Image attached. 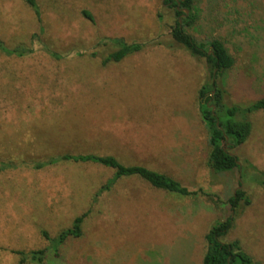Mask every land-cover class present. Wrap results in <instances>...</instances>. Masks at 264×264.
<instances>
[{"label": "rangeland", "instance_id": "1", "mask_svg": "<svg viewBox=\"0 0 264 264\" xmlns=\"http://www.w3.org/2000/svg\"><path fill=\"white\" fill-rule=\"evenodd\" d=\"M38 22L24 0H0V40L33 49L0 52V264L14 251L45 248L90 209L81 235L69 238L47 264H202L204 235L229 216L228 198L250 197L224 235L264 264V184L241 170L214 173L198 112L206 62L170 36L176 16L165 0H36ZM197 40L218 38L234 58L226 100L245 105L264 96V0H194ZM87 11L91 19L83 14ZM42 26L43 32L39 31ZM110 38L143 45L118 62L102 59ZM43 46L61 57L49 55ZM251 133L231 151L264 172V110L249 114ZM63 153L113 155L178 180L192 196L122 177L92 203L113 169L64 161L34 169L33 161ZM247 180V181H246Z\"/></svg>", "mask_w": 264, "mask_h": 264}, {"label": "trees", "instance_id": "2", "mask_svg": "<svg viewBox=\"0 0 264 264\" xmlns=\"http://www.w3.org/2000/svg\"><path fill=\"white\" fill-rule=\"evenodd\" d=\"M33 10L38 22H40V11L36 0H24ZM176 16L174 24L171 26L170 36L175 44L184 48L192 57L202 59L208 66V79L198 88V112L207 134L209 151L207 153L206 164L214 173L230 172L237 168L241 170V180L247 179L248 173H252V181L264 184V172L256 169L252 164L247 163V168L251 172L242 170L243 164L240 163L232 149L247 140L251 133V121L249 114L264 110V96L259 97L245 105L229 103L226 100V74L234 65V58L228 52L222 40L212 38L207 40H197L193 35L186 31V27L195 22L194 0H165ZM83 14L91 19L87 11ZM39 31L43 32L42 26ZM109 41L115 49L102 59V65L109 61L118 62L127 55L140 51L143 45L138 42L128 43L122 38H110ZM46 52L56 58L61 56L46 46ZM31 47L17 45L14 47L6 46L0 40V52L7 56L22 57L32 53ZM91 162L113 169L112 176L100 186L93 194L92 203L96 202L98 196L122 177L136 176L147 182L156 189L180 196H192L196 191H190L173 177L149 169L142 165H126L120 162L113 155H100L96 153H63L49 155L43 160L33 161L34 169H42L59 162ZM18 165L12 161L1 162L0 171L9 168H16ZM244 177V179H243ZM247 181V180H246ZM232 213L223 220L215 222L204 235L205 252L202 257V264H257L251 256L244 251L238 240L225 242L224 235L233 225V220L243 206L250 204L251 199L243 189H238L227 200ZM90 211L87 210L76 216L71 226L62 229L55 236L51 237L47 231L41 230L43 238L49 244L45 248L31 250L28 252L14 251L19 256L17 264H47V250L51 249L53 254L58 256L60 247L69 239L81 235V226L85 216Z\"/></svg>", "mask_w": 264, "mask_h": 264}]
</instances>
